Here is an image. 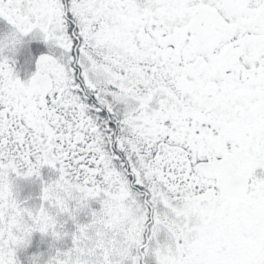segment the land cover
<instances>
[{"label": "snow or ice", "instance_id": "6c2138e0", "mask_svg": "<svg viewBox=\"0 0 264 264\" xmlns=\"http://www.w3.org/2000/svg\"><path fill=\"white\" fill-rule=\"evenodd\" d=\"M0 264H264V0H0Z\"/></svg>", "mask_w": 264, "mask_h": 264}]
</instances>
